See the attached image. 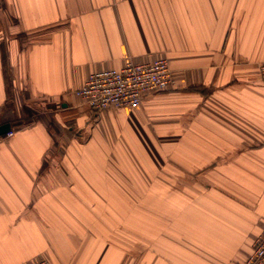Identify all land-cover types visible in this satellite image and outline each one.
<instances>
[{
  "label": "crops",
  "instance_id": "obj_1",
  "mask_svg": "<svg viewBox=\"0 0 264 264\" xmlns=\"http://www.w3.org/2000/svg\"><path fill=\"white\" fill-rule=\"evenodd\" d=\"M172 87L91 111L90 72ZM264 0H0V264H240L264 226Z\"/></svg>",
  "mask_w": 264,
  "mask_h": 264
},
{
  "label": "built area",
  "instance_id": "obj_2",
  "mask_svg": "<svg viewBox=\"0 0 264 264\" xmlns=\"http://www.w3.org/2000/svg\"><path fill=\"white\" fill-rule=\"evenodd\" d=\"M264 79V61L257 66ZM174 84L172 70L165 56L159 55L151 61L133 62L126 59L119 68L92 71L75 94L94 113L108 107L131 108L139 105L143 93L163 90ZM8 131L6 135H10ZM30 264H49L38 259ZM240 264H264V226L252 243L251 252Z\"/></svg>",
  "mask_w": 264,
  "mask_h": 264
},
{
  "label": "water",
  "instance_id": "obj_3",
  "mask_svg": "<svg viewBox=\"0 0 264 264\" xmlns=\"http://www.w3.org/2000/svg\"><path fill=\"white\" fill-rule=\"evenodd\" d=\"M10 131V124L8 122L0 124V136Z\"/></svg>",
  "mask_w": 264,
  "mask_h": 264
}]
</instances>
